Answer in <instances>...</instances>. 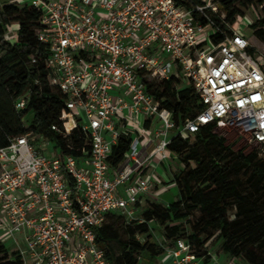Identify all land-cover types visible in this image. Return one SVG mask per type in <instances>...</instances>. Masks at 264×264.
<instances>
[{
    "label": "built area",
    "instance_id": "built-area-1",
    "mask_svg": "<svg viewBox=\"0 0 264 264\" xmlns=\"http://www.w3.org/2000/svg\"><path fill=\"white\" fill-rule=\"evenodd\" d=\"M9 1L40 14L36 35L49 51L45 78L64 95L66 107L50 129L68 147L73 138L89 144L87 153L84 145L78 154L65 152L27 123L25 133L0 147V209L10 234L24 232L22 264H111L97 229L110 213L133 217L154 182L152 174L139 172L169 157L176 135L206 125L235 128L249 133L264 154V38L253 34V41L237 27L243 15L214 42L217 29L207 10L218 7L211 0L192 9L176 0ZM257 9L263 18L264 3ZM15 24L5 30L14 42ZM172 75L185 79L199 100L196 114L180 124L145 89L144 79ZM27 98L17 97L14 107L24 108ZM152 118L160 128L147 134L144 123ZM123 135L129 139L124 159L111 166L112 146ZM160 254L161 264H204L181 237Z\"/></svg>",
    "mask_w": 264,
    "mask_h": 264
},
{
    "label": "trees",
    "instance_id": "trees-1",
    "mask_svg": "<svg viewBox=\"0 0 264 264\" xmlns=\"http://www.w3.org/2000/svg\"><path fill=\"white\" fill-rule=\"evenodd\" d=\"M188 8L200 4L201 0H176ZM236 0H214L218 7L216 13L207 10L216 27L211 38L220 41L224 34L230 33L233 23L242 11L235 5ZM244 6L256 7L264 0H241ZM202 23L206 19L193 11ZM220 14H224L220 18ZM40 14L25 4L0 0V147L8 143V137L27 131L24 120L34 133L43 134L63 147L65 152L79 153L84 145L82 139L73 138L72 147L50 129L52 123H59L60 116L66 112L64 95L59 89L49 86L45 74L44 58L49 51L37 39ZM17 23L18 38L11 42L5 36L6 26ZM264 17L253 23L254 34L264 37ZM36 58L32 63L30 57ZM181 78L172 75L168 79H144L145 89L161 106L172 113L176 124L193 117L199 109V100L191 85L178 89ZM28 94L25 107L16 109L17 97ZM144 126L148 128L149 121ZM212 125L201 127L193 133L194 141L176 135L168 144V149L177 154L185 164V169L175 178L179 198L164 205L152 202L143 211L144 222L135 226L124 224V216L118 213L107 215L108 220L97 229V241L106 248L111 264H137L138 256H149L154 261L156 251L149 241L121 238V231L134 235L148 231L151 220L168 222L166 236L170 240L178 237L192 246L198 258L208 262L209 253L203 248L204 240L216 234L222 252L236 260L248 264H264V154L257 151L244 154L234 151L225 144L224 137L212 131ZM86 153L89 144L85 143ZM129 146L126 135L120 137L112 146L109 156L111 166H118L124 159ZM194 165H191V163ZM234 209L230 216L228 211ZM197 212L192 221L191 233L177 221L186 219ZM123 228V229H122ZM122 229V230H121ZM117 242L120 253L113 254L110 243ZM0 264H22L18 250L8 251L0 242Z\"/></svg>",
    "mask_w": 264,
    "mask_h": 264
},
{
    "label": "rangeland",
    "instance_id": "rangeland-1",
    "mask_svg": "<svg viewBox=\"0 0 264 264\" xmlns=\"http://www.w3.org/2000/svg\"><path fill=\"white\" fill-rule=\"evenodd\" d=\"M2 1H9V0H2ZM241 0H236L235 5L242 11V19H239L237 22V27L240 28L241 31L245 32L247 35H249L253 41L254 37L252 35L254 34V26L248 25V23H255L260 18V12L258 11L257 7L255 5H252L250 7L244 6L241 2ZM214 4V0H211V5ZM257 27H260V24H257ZM14 27L16 28L15 22ZM264 38V37H263ZM189 84L185 79H181L180 84L177 86L178 89L183 88L185 86H188ZM142 121V119H141ZM25 124L27 125V122L25 121ZM129 126L133 129L138 128L136 124L131 123L129 121ZM149 128L143 129L148 134L151 132L152 134H155L159 128H160V122L157 118L150 119L149 122ZM213 132L216 134L224 137L225 144H227L231 149L234 151L240 150L244 154H247L251 152L252 150L259 152H262V148L259 144H257L250 136L249 133L243 132L239 129L235 128H225V129H217L213 128ZM188 138L189 143H193L194 138L193 134H189L185 136ZM46 154L50 155L52 153V142L48 143V150L45 152ZM159 168L155 169L154 166H151L153 169L154 174V182L152 183L150 187V191L157 190L158 187H160V184H168L171 182H174V189L176 191V199L179 198V192L178 188L175 183V178L180 175V173L185 169V164L182 162L181 158L172 152H169V157L165 159H160L158 161ZM191 163V162H190ZM191 165H194L191 163ZM163 168V172H161V169ZM167 180V181H166ZM148 190V192H149ZM150 195V194H148ZM165 200H171V199H165ZM152 201L150 198H146L144 206H142L139 210H137L133 217L131 219H125L124 224L131 223L130 225L135 226L138 223L144 222L143 217V211L145 207H147ZM163 205V204H162ZM168 204H165L164 207H167ZM229 215L231 216L234 213V209H230L228 211ZM197 212L195 211L194 214L189 215L186 219H181L177 221L178 223L182 224L185 227V232L191 233L192 231V221L197 216ZM125 218V217H124ZM108 218L106 219V221ZM3 221V213L0 209V222ZM129 221V222H128ZM148 223V231L144 234H140L139 232H135L134 235L129 234L128 232H124L122 229L121 231V238L124 240L133 238L138 239L141 242L149 241V243H152L154 245V248L156 251H160L162 247L167 246L170 244V239L166 236V225H168V222L162 223L157 222L155 220H151ZM215 233L212 234L210 237L202 236V239L204 240L203 248L206 249V251L209 253L211 258L208 262H204V264H215L214 259L212 256H214L216 259L219 260V262H222L224 264H243L242 260H234L231 256L228 254L222 252L220 248V241L215 238ZM110 249L113 251V254H118L121 251V248L117 242L112 241L110 243ZM160 253L156 254L155 260L153 261L152 258L149 256H138L137 264H159L158 259ZM248 264V263H245Z\"/></svg>",
    "mask_w": 264,
    "mask_h": 264
},
{
    "label": "crops",
    "instance_id": "crops-1",
    "mask_svg": "<svg viewBox=\"0 0 264 264\" xmlns=\"http://www.w3.org/2000/svg\"><path fill=\"white\" fill-rule=\"evenodd\" d=\"M10 41L14 42V39L11 38ZM148 128H149V126H148ZM151 166H154L155 169L159 168L160 165L158 163L157 158L153 159L152 162L146 163V165L139 172L140 175L152 174V176H154L153 169ZM161 172H163V168L161 169ZM148 194H150V195H148ZM146 198H150V200L152 202H157V203H160L163 205L170 203L171 201L176 199V191L174 189V182H171L168 184H160V187H158L157 190H154V191L149 190V192L147 191L145 194L140 195V202L137 204V210H139L142 206H144ZM165 199H171V200H165ZM0 242H2L5 245V247L8 249V251H12V250H18L19 251L20 249L24 248V246H25L24 232H18V233L10 234L5 228L4 221H2V222H0ZM160 255L161 254H159V256ZM210 258H211V256H210ZM212 258L214 259L215 264L222 263V262H219V260H218L219 258L216 259L214 256H212ZM234 260H236V259H234ZM158 261H159L158 263L161 264L160 257H159ZM245 263L246 262L243 261V264H245Z\"/></svg>",
    "mask_w": 264,
    "mask_h": 264
}]
</instances>
